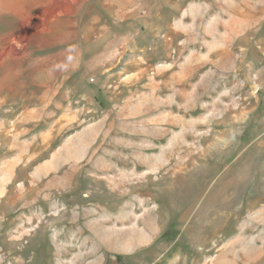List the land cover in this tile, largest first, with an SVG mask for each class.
Listing matches in <instances>:
<instances>
[{
    "label": "rangeland",
    "instance_id": "1",
    "mask_svg": "<svg viewBox=\"0 0 264 264\" xmlns=\"http://www.w3.org/2000/svg\"><path fill=\"white\" fill-rule=\"evenodd\" d=\"M0 264H264V0H0Z\"/></svg>",
    "mask_w": 264,
    "mask_h": 264
},
{
    "label": "crops",
    "instance_id": "2",
    "mask_svg": "<svg viewBox=\"0 0 264 264\" xmlns=\"http://www.w3.org/2000/svg\"><path fill=\"white\" fill-rule=\"evenodd\" d=\"M47 1H49V0H47ZM43 1H41V4L40 5H36V6H41L43 3H42Z\"/></svg>",
    "mask_w": 264,
    "mask_h": 264
}]
</instances>
